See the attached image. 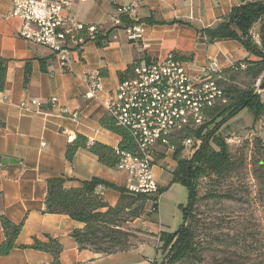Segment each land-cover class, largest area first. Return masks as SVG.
I'll use <instances>...</instances> for the list:
<instances>
[{
    "label": "crops",
    "instance_id": "obj_1",
    "mask_svg": "<svg viewBox=\"0 0 264 264\" xmlns=\"http://www.w3.org/2000/svg\"><path fill=\"white\" fill-rule=\"evenodd\" d=\"M70 1L69 17L83 24L101 26L109 32V40L102 47L88 41L78 51H69L68 61L62 63L48 48L18 36L22 21L10 15V0H0V57L7 61L5 87L0 92V121L4 123L0 127V156L15 161L0 165V215L14 223L22 222L14 249L0 257V264L50 263L49 253L20 247L30 245L34 238L45 241L46 235L60 242L61 264H144L147 256L142 251L146 245L154 250L159 233L174 231L179 224L178 217L173 229H169L156 219L159 196L157 212L136 218L127 225L142 231L139 234L142 240L137 247L99 255L89 249L79 250L70 236L72 229L82 227V223L67 215L44 212L46 179L64 177L66 186H76L79 180L97 177L128 188V177L123 170L100 164L87 149L77 150L72 162L65 159L64 151L75 133L83 134L89 143L96 141L117 147L120 136L103 128L99 120L107 114L105 105L117 89L118 73L136 60L143 61V56L161 59L168 52L192 54L184 64L193 74L209 58L215 59L221 68L238 60L253 61L256 58L236 40L198 42V31L227 16L232 7L238 5V0ZM125 6L134 10L132 20L147 18L153 21L139 23L141 40H130L122 25L113 24L118 8ZM25 62L30 67L26 84ZM94 72L101 75L102 87L87 97V79ZM50 98L56 99V105L50 104ZM32 99L39 102V107H20L21 102ZM63 107L76 111L77 117L62 114ZM159 150L153 154L152 173L159 187L168 188L171 174L161 169L159 163L167 162L170 152L164 148ZM97 190L107 204L114 206L117 203L119 193L115 189L98 186ZM184 203L179 202L178 208ZM3 238L0 223V242Z\"/></svg>",
    "mask_w": 264,
    "mask_h": 264
},
{
    "label": "trees",
    "instance_id": "obj_2",
    "mask_svg": "<svg viewBox=\"0 0 264 264\" xmlns=\"http://www.w3.org/2000/svg\"><path fill=\"white\" fill-rule=\"evenodd\" d=\"M238 5L232 7L229 14L221 17L211 26L198 31V42L203 44L212 43L215 40H236L248 54L256 59L253 61L238 60L228 67L220 68L223 81H220L224 102L218 101L206 112V119L203 124L191 135L192 144L190 149L198 145L197 149L184 157L181 153L186 149L181 139L174 141L175 149L172 158L176 165L171 170L170 183H180L187 190L186 202L179 205L181 217L177 228L174 231H161L158 235V244L163 254L160 262L152 260L151 264H201L204 262L208 250L218 247L220 244L217 236L205 235L200 237L198 233L200 219L194 211L200 200L197 191V180L201 177L209 181H220L228 177L237 168L236 162L231 153L225 147L224 139H218L217 131L220 125L226 120L234 117L239 111L246 108L253 113L254 120H259L264 115V102L254 87L240 88L234 83L226 82L233 72L242 71L250 80L256 81L264 73V0H238ZM124 26H132L140 22L152 23L150 19L132 20L126 14L119 15ZM258 23L259 42L254 41L250 34L252 25ZM84 30L76 33L82 36ZM94 42L96 46L102 47L108 40L109 32L104 28L95 25ZM175 57L182 62L189 61L192 54L184 55L173 52ZM148 62L147 57L142 58ZM141 61L134 63L118 73L119 82L130 76L133 68ZM246 63V68L240 70L235 68L239 63ZM24 83L28 82L30 75L29 63L25 62ZM7 61L0 57V92L5 87ZM100 125L120 136L116 148L109 145L92 142L80 133L69 139L67 142L64 157L72 162L77 150L87 149L94 154L98 162L109 168H116L120 151H133L135 143L128 128L117 125L112 117L104 114ZM4 123L0 121V127ZM214 143L217 148L211 146ZM257 145L263 150L264 140H257ZM158 160V158H156ZM264 164V160H263ZM67 179L64 177H49L46 179V195L44 199L45 213L63 214L72 220L82 223L83 226L72 229L70 236L74 239L79 250L89 249L99 255H110L124 252L137 247L141 240L136 236L142 233L139 229L128 227V223L141 216H150L157 212L158 197L167 187H158L154 195L133 192L127 187L112 185L97 177L86 180H79L76 186H66ZM98 186L113 188L119 193V199L114 206L107 204L102 195L98 192ZM203 201L210 196V191L202 194ZM212 196V195H211ZM149 205V208L147 206ZM205 218L203 217V225ZM0 223L4 238L0 242V257L9 254L15 247V241L22 227V222L14 223L4 215H0ZM204 231V228H203ZM206 237H209L206 239ZM46 240L33 239L30 245H21V248H31L45 251L52 257L48 264H61L59 256L62 250L60 242L48 235ZM135 240V241H134ZM236 244V242L234 243ZM230 243L224 245L226 254H240L237 251H229ZM230 247V248H229ZM229 249V250H228ZM213 250V249H212ZM230 260V259H229ZM230 262V261H228ZM230 264H248L245 261H235Z\"/></svg>",
    "mask_w": 264,
    "mask_h": 264
},
{
    "label": "built area",
    "instance_id": "obj_3",
    "mask_svg": "<svg viewBox=\"0 0 264 264\" xmlns=\"http://www.w3.org/2000/svg\"><path fill=\"white\" fill-rule=\"evenodd\" d=\"M10 2V15L22 21L18 36L48 48L60 57L62 63L68 61L69 51H78L84 43L94 41L95 25L83 24L69 17L70 0ZM133 11L128 6L118 8L113 24L122 25L128 38L138 41L142 37V26L126 27L119 17L126 14L131 19ZM82 30V36L77 37L76 33ZM220 68L215 59L209 58L190 74L184 62L173 52H168L164 58L141 61L130 76L119 82L105 107L117 125L129 129L135 143L133 151L119 152L120 160L116 167L127 174L129 190L154 195L158 189L152 173L155 149L161 147L173 153V142L180 140L182 135H185L181 139L182 144L190 146L191 135L206 119L205 111L218 101H225L219 84L224 79ZM237 68L245 69L246 63H239L235 70ZM101 79L98 72L89 75L87 97L101 89ZM49 102L56 105L55 98H50ZM30 105L39 107L40 104L36 99L20 103L21 108L29 109ZM60 112L77 117L76 111L64 107Z\"/></svg>",
    "mask_w": 264,
    "mask_h": 264
},
{
    "label": "rangeland",
    "instance_id": "obj_4",
    "mask_svg": "<svg viewBox=\"0 0 264 264\" xmlns=\"http://www.w3.org/2000/svg\"><path fill=\"white\" fill-rule=\"evenodd\" d=\"M252 26L250 34L257 42L259 25L257 23ZM225 81L240 88L254 87L264 102V73L253 82L242 71H237L226 77ZM220 126L217 137L224 139L225 147L231 153L237 168L220 181L213 182L203 177L197 180V195L200 200L194 213L200 219L198 233L200 237L203 234L217 236L219 240L216 241L223 243L208 250L201 264H230L235 261L264 264V156L263 150L257 145V140H264V115L259 120H254L252 111L244 108ZM211 146L217 148L214 143ZM197 147L198 145L190 149V146H186L182 156H188ZM159 149L162 148L158 147L155 151H160ZM167 157L168 161L159 165L164 171L171 172L176 160L173 162L172 153ZM208 191L212 196L203 201L202 194ZM186 197L187 190L183 185L170 183L159 195L156 219L173 229L176 218L179 217L180 222L181 217L180 210H177L178 203L186 202ZM136 240H142L139 234ZM227 243L232 246L229 251L240 254H226L227 248L224 245ZM155 246L156 253L149 245L142 251L147 256L144 264L162 260L163 254L157 241Z\"/></svg>",
    "mask_w": 264,
    "mask_h": 264
},
{
    "label": "water",
    "instance_id": "obj_5",
    "mask_svg": "<svg viewBox=\"0 0 264 264\" xmlns=\"http://www.w3.org/2000/svg\"><path fill=\"white\" fill-rule=\"evenodd\" d=\"M264 84V81H263ZM15 161L13 159L7 158V157H1L0 156V165H6L8 163H14Z\"/></svg>",
    "mask_w": 264,
    "mask_h": 264
}]
</instances>
